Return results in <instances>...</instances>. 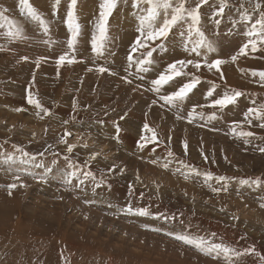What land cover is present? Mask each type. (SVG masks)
<instances>
[{
  "label": "rangeland",
  "instance_id": "obj_1",
  "mask_svg": "<svg viewBox=\"0 0 264 264\" xmlns=\"http://www.w3.org/2000/svg\"><path fill=\"white\" fill-rule=\"evenodd\" d=\"M256 2L228 0L216 26L209 17L218 0H208L201 9L202 28L214 52L202 50L200 57L186 52L177 28L163 48L150 42L155 51L149 72L137 73L133 67L130 75L125 68L139 35L140 14L131 0H118L109 16L108 39L100 57L91 52L90 41L101 0H77L81 25L77 62L64 63L59 74L56 60L68 51L69 33L63 21L69 0H60L55 15L54 0H30L48 22L47 31L21 14L18 0H0V9H6L5 15L23 29L21 37L10 40L4 35L8 22L0 20L4 25L0 28L4 49L0 50V264H228L222 255L214 258L215 253L205 254L177 235L204 237L237 250L254 248L264 255V153L259 151L264 147V127L259 126L264 120L253 118L248 124L244 117L249 107L264 103V84L252 75L253 70L264 71V45L231 60L247 41L239 14L247 9L257 16ZM260 2L264 6V0ZM193 3L188 0L189 6ZM205 54L209 62L225 63L219 72L203 64L199 70L189 66L186 71L199 76L200 83L179 104V114L186 117L194 105L210 103L206 92L212 83L217 85L214 96L228 88L244 95L222 110L197 108L204 112L203 120L198 116L192 123L178 120L177 109L162 107L159 94L149 90L151 80L176 59L203 61ZM24 56L28 59L21 60ZM133 56L139 57L140 51ZM97 65L115 74L99 73ZM183 82L178 78V84ZM29 90L49 109L48 116L40 119L39 110L27 103ZM172 90L166 86L161 93ZM213 111L215 118L208 119ZM145 122L158 139L139 148L140 136L151 135L142 132ZM233 122L240 124L236 131L253 133L247 143L233 133ZM65 131L70 135L64 136ZM69 144L75 145L70 153ZM17 148L35 160L22 162L26 158ZM93 153L97 156L90 159ZM8 155L14 158L9 160ZM66 158L103 183L97 186L89 178L80 184L73 178L71 185H65ZM209 173L211 178L206 179ZM15 176L26 187L18 185L10 195L8 185ZM129 206L146 208L149 215L130 213ZM233 264H260V260L248 254L234 258Z\"/></svg>",
  "mask_w": 264,
  "mask_h": 264
},
{
  "label": "snow or ice",
  "instance_id": "obj_2",
  "mask_svg": "<svg viewBox=\"0 0 264 264\" xmlns=\"http://www.w3.org/2000/svg\"><path fill=\"white\" fill-rule=\"evenodd\" d=\"M118 0H101L99 4V15L93 23V31L91 34L90 47L91 52L95 56L100 57L103 55L105 50V42L108 39V18L112 14L113 10L117 7ZM133 8H139L140 14L137 15L138 27L137 32L139 35L136 37L135 41L131 46V50L128 54L127 61L128 66L125 68V72L130 75V69L133 67L137 73H147L149 72V66L153 64V53L155 47L150 46V42H155L156 47L163 48L164 41L169 37L170 33L179 28V35L181 37V45L183 49L190 53L195 54L196 57H200L202 50L206 53L214 52L216 49L211 40L205 34L202 28V6L208 3V0H194L192 6L188 5V0H131ZM60 4V0H54L52 5L53 15L56 14V9ZM76 4L77 0H69L67 5L66 17L64 19V24L67 26L69 36L67 38V49L62 53L56 60L57 63V73L59 74V68L64 63L73 64L76 63V43L77 38L81 34V25L78 22L76 15ZM141 5H146V7H141ZM18 7L22 15L31 21L38 22L39 26L48 30V22L44 19L42 14L30 3V0H18ZM229 7L228 0H218V6L214 7L210 21L219 26L222 17L225 14V9ZM243 8V5L240 6ZM6 9H0V20H7L8 28L4 32V35L10 39L15 40L22 36L23 29L5 15ZM253 12L258 13L257 16L253 17L248 13L247 9H244L239 14V21L246 25V31L244 35L247 37L246 43H244L239 51L231 57L232 62H235L237 58L241 55H246L249 48L252 52L258 50V45H264V6L260 0L253 5ZM237 21L233 20V24ZM4 27L0 24V28ZM0 50H4L0 47ZM142 50V51H141ZM140 51L139 57H134L133 53ZM71 53V55H70ZM28 57H21V60H27ZM41 59L43 57L37 58L36 65L39 67ZM225 63L221 59H214L211 62L208 61L207 55L205 54L203 61L200 59H176L171 63H168L166 67L159 71L154 79L151 80L150 91L159 94V101H162V107L168 106L169 108L177 109V119H187L189 123L198 116L201 120L205 119V114L203 111L197 112V108L203 109L204 107H209L214 110H222L231 105H235L238 102V98L244 95L243 92L235 89L228 88L222 94L214 93L217 91V85L212 83L206 92V97L211 98L210 103L207 105H194L193 108L187 113V116H182L179 114V104L182 103L189 94L197 87L200 83V77L187 72L186 70L189 66L199 70L203 64L209 71L215 69L217 72L220 71V65ZM89 71L93 69L89 68ZM95 70L99 73H112V70L108 67L97 65ZM252 75H258L262 84H264V71H252ZM178 78H184L183 83L178 84ZM126 83H131L128 76L122 77ZM221 79H223V74L221 73ZM178 84V86H177ZM166 86L174 87V90L167 92L166 94L161 93V89ZM27 103L34 105L39 111L36 113L40 119L50 114L49 109L44 107L40 101L35 98L33 93L29 90L27 94ZM157 100H153L152 104H156ZM76 109V101L73 100V110ZM22 109H16V111H21ZM42 113V114H41ZM245 120L248 124L252 123V119L264 120V103L259 105L249 107L244 113ZM208 119L215 118V111L210 113L207 117ZM72 119H75L73 116ZM123 119V117H121ZM65 124L68 121H64ZM264 127V123L259 125ZM240 127V124L233 122L232 131L237 137H243L245 143L248 142V137L252 136L253 133L247 131H236ZM117 132H119V127L117 126ZM143 133H150L151 135L142 134L140 139L137 141V146L139 148H144L146 144L156 142L158 139L157 132L154 128L150 127L147 122L144 123L142 128ZM70 135L69 132L65 131L64 136ZM118 139V137H117ZM63 142V139L62 141ZM75 145H67V151L72 152ZM185 150H187V142H184ZM20 152L21 157H24L22 162L28 163L35 160V156H31L28 152L24 151L22 148H17ZM260 152L264 153V147L259 149ZM170 156L173 155L171 150L168 153ZM43 156V153H39ZM203 155V153H202ZM96 153H93L90 159H95ZM14 157L8 155L7 159L12 160ZM206 158V157H205ZM67 170L64 173L63 183L65 185H71L73 183V178H76L77 182L83 184L85 180L89 178L99 186L103 183V180L96 181L95 175L90 170H81V168L74 164L71 159L66 158ZM155 163V161H153ZM55 163V161H54ZM85 162V166L87 165ZM39 166V165H37ZM167 167V164L163 165ZM111 171V169H109ZM123 171V169H121ZM211 178V174H207L206 179ZM220 180H224L225 177H219ZM13 183L8 185L9 194L11 195V189L16 188L18 185L20 187H26V185L20 181L19 176L13 177ZM259 183V181H254ZM242 183H248L247 180L242 181ZM214 192H219V188H213ZM132 191V186L129 185V192ZM264 206V205H262ZM126 211L135 212L140 216L149 215V211L146 208H136L133 209L129 206ZM178 240L184 241L188 244H194L197 249L204 252L205 254L215 253L214 258L223 256V258L228 262V264H233V260L240 259L241 257L248 254H255L259 257L260 264H264V255L257 253L254 248H246L243 250H237L230 245H226L223 242L213 243L206 240L204 237H190L188 235H177Z\"/></svg>",
  "mask_w": 264,
  "mask_h": 264
}]
</instances>
